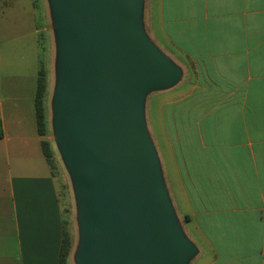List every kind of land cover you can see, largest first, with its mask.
<instances>
[{
  "label": "crops",
  "instance_id": "crops-1",
  "mask_svg": "<svg viewBox=\"0 0 264 264\" xmlns=\"http://www.w3.org/2000/svg\"><path fill=\"white\" fill-rule=\"evenodd\" d=\"M137 21L194 68L150 134L192 263L264 264V0H138ZM37 84L9 90L29 93L30 113L13 107L8 123L0 109V264H61L66 211L38 131Z\"/></svg>",
  "mask_w": 264,
  "mask_h": 264
},
{
  "label": "water",
  "instance_id": "water-1",
  "mask_svg": "<svg viewBox=\"0 0 264 264\" xmlns=\"http://www.w3.org/2000/svg\"><path fill=\"white\" fill-rule=\"evenodd\" d=\"M66 46L61 136L78 174L84 264H185L158 161L140 121L143 93L180 76L143 36L138 0H56Z\"/></svg>",
  "mask_w": 264,
  "mask_h": 264
},
{
  "label": "rangeland",
  "instance_id": "rangeland-1",
  "mask_svg": "<svg viewBox=\"0 0 264 264\" xmlns=\"http://www.w3.org/2000/svg\"><path fill=\"white\" fill-rule=\"evenodd\" d=\"M59 23L56 0H0V109L2 107L6 109L4 118L8 123L18 121L13 107L16 109L22 107L25 115L26 112L30 113L32 102L26 100L29 93L24 92L27 97L24 94L19 97L10 94L9 90L20 83L23 90L34 93L38 72L42 71L44 81L42 105L46 131L43 137L51 143L52 158L61 182L66 211V232L73 242V249L76 250V260L70 258L67 259V263L84 264L82 254L88 238V229L83 194L78 174L64 142L58 139L61 135L60 100L66 63L65 40ZM139 28L146 40L180 72L179 78L171 85L146 90L140 102V121L158 161L157 148L150 135L151 129L158 123L162 104L172 103L179 93L189 90L187 83L194 68L185 59L176 58L173 50L158 48L159 45L143 30L141 22ZM20 120L26 121L28 127L35 124L34 119L29 116L28 120ZM18 133L20 132L11 130V135L15 136ZM185 264L193 263L187 258Z\"/></svg>",
  "mask_w": 264,
  "mask_h": 264
},
{
  "label": "trees",
  "instance_id": "trees-1",
  "mask_svg": "<svg viewBox=\"0 0 264 264\" xmlns=\"http://www.w3.org/2000/svg\"><path fill=\"white\" fill-rule=\"evenodd\" d=\"M41 72L42 71L39 70L35 105H36V113H37L38 131H39V134L41 136H45L46 131L44 128V126H45L44 108L42 105L44 81L42 79ZM42 143H43V150H44V153L47 157V160L55 169L54 161L52 158V152H51V143L48 140H43ZM72 246H73V242H72L70 236L65 234L64 239H63L62 250H61V264H68L67 259L69 258V255L71 253Z\"/></svg>",
  "mask_w": 264,
  "mask_h": 264
},
{
  "label": "bare ground",
  "instance_id": "bare-ground-1",
  "mask_svg": "<svg viewBox=\"0 0 264 264\" xmlns=\"http://www.w3.org/2000/svg\"><path fill=\"white\" fill-rule=\"evenodd\" d=\"M59 26H60V23H59ZM58 139L63 142L61 135H59Z\"/></svg>",
  "mask_w": 264,
  "mask_h": 264
}]
</instances>
